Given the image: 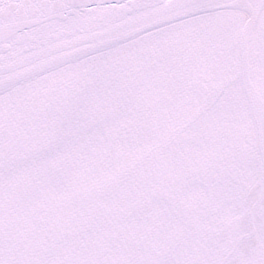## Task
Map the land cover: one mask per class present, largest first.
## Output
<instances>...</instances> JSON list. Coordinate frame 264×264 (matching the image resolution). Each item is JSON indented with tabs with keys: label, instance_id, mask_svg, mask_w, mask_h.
Here are the masks:
<instances>
[{
	"label": "snow or ice",
	"instance_id": "snow-or-ice-1",
	"mask_svg": "<svg viewBox=\"0 0 264 264\" xmlns=\"http://www.w3.org/2000/svg\"><path fill=\"white\" fill-rule=\"evenodd\" d=\"M0 264H264V0H0Z\"/></svg>",
	"mask_w": 264,
	"mask_h": 264
}]
</instances>
